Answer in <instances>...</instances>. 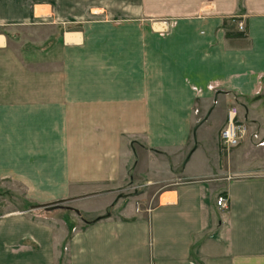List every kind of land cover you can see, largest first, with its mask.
<instances>
[{
    "label": "crops",
    "instance_id": "obj_1",
    "mask_svg": "<svg viewBox=\"0 0 264 264\" xmlns=\"http://www.w3.org/2000/svg\"><path fill=\"white\" fill-rule=\"evenodd\" d=\"M81 2L0 0V185L39 211L0 206V264H264V156L239 146L226 163L218 146L229 107L246 118L264 87V0L161 14L103 0L95 14L136 27L64 32L46 49L7 33L78 18ZM235 11L245 33L226 35ZM83 195L90 219L71 205Z\"/></svg>",
    "mask_w": 264,
    "mask_h": 264
},
{
    "label": "rangeland",
    "instance_id": "obj_2",
    "mask_svg": "<svg viewBox=\"0 0 264 264\" xmlns=\"http://www.w3.org/2000/svg\"><path fill=\"white\" fill-rule=\"evenodd\" d=\"M81 1L82 2L80 3V6H79L80 14L77 13V15H81V16H79L78 18L66 19V20H52V19L46 20V18H43L40 20L38 19V20L33 21L32 23L28 24V25L8 27L7 33L9 34L10 37L13 34L18 35L19 33H21L22 35H20L18 37L20 42L25 43L26 45H28V47L35 46V47H41L43 49H46L49 46H51L54 42H56L58 39H60L64 32L74 31V32H81L82 34L84 32H86L88 34L90 28L91 29H97V28H100V29H104V28L105 29L128 28V29H130L131 27H133V28L136 27V24L132 21L105 20L104 18H101V16H104V15L95 14V12H97V11H100L101 13H103L105 11V6H108V4L102 3L103 0H92L93 3H91L92 4L91 5V11H92L91 13L93 15H90V17H89L87 14H84V11L88 12V5L89 4L84 3L86 0H81ZM151 1L152 2H150L148 5L149 9L153 10L154 12H157V14L158 13L159 14L168 13L170 10H172V8L176 9V8H181L183 6L180 3H174L177 0H170V2L166 3V4H160V3L156 4V3H154L155 2L154 0H151ZM167 1H169V0H167ZM193 1H197V0H193ZM141 2H142V6L144 7V9L146 11V8H147V3H145L146 0H141ZM187 4L189 5V3H187ZM187 4L185 6H187ZM132 6H134V4H132ZM189 6L193 7L195 5L192 3ZM189 6H187V7H189ZM83 15H85V17ZM238 17H239V13H237L235 11L224 19L223 25H224V30H225L226 35H228V34L234 35V34H238V33L243 35L242 33H245V29H246L245 24L242 21V19L238 18ZM154 20H158V19H154ZM239 23H242V25H243L242 30L239 29ZM15 29H17V30H15ZM92 33H94L95 35H93V36L90 35V39L95 38L96 35H98V34H105V32H101V33L97 32V34H96L95 31H93ZM102 37L104 38V36H102ZM85 38H87L86 40H88V35H87V37L85 36L84 39ZM12 42H14V41H12ZM260 93L261 94H259L260 95L259 97H254V98L246 101L247 103L251 102V104H252V105H250V114L245 115L246 118H244V112L246 110L243 111V108L240 105H238L239 106V109H238V106L236 104H233L238 109L237 110V117H238L239 122L244 123L246 125V127L248 128V130H247L246 137H245L244 141H242L238 146L231 147L229 149L224 148L220 144V139L218 137L219 151L224 156V160H226V163L229 161H230V163L232 162V154L234 153V151L239 146H246V149H248L247 147H250L252 149V151L254 152V156H256V157H260L261 155L264 156L263 155L264 154V144L257 146L255 144L256 138H254V139L251 138L252 133L257 134L256 135L257 139L264 136V87L260 90ZM233 105H231V106H233ZM197 107L198 106H196L193 110L194 114H195L194 123L195 122L197 123L203 117V116H201L202 112L199 113V110L197 109ZM212 114L213 115H211L210 121L214 122V124L217 126V128L223 126L222 124H223L224 116L222 114H219L216 116H214V113H212ZM222 129L223 128H221L220 131ZM220 131H219V134H220ZM210 135H211V133H210ZM263 143H264V140H263ZM210 144L211 143L209 141L206 143V145L204 147V152L210 151V149H209ZM229 174L230 175L227 176V179L231 178V173H229ZM123 185L124 186H122L118 190V192L121 195H125L126 193H128L132 189L129 182L124 183ZM22 192H23V190H21L18 186L14 185V184L3 183L2 185H0V206L6 205V203L7 204L10 203L11 205L8 204V207L9 206L10 207L15 206V207H22V208H27V209L33 208L31 210L35 211V213L39 212L38 210L35 209V207H33L34 203L25 201V198H24ZM219 195H224V193L221 192L215 197V203H216V199ZM87 196L88 195L80 196V197H78L79 201H76V202L71 204V205L79 206V208L82 210V212H81L82 219H83V217H85L87 219H90L93 217L92 214H90L84 210V209L88 208V206L90 204L89 202H87ZM227 202H228V200H227ZM49 206H52V205H49ZM216 206L219 207L217 204H216Z\"/></svg>",
    "mask_w": 264,
    "mask_h": 264
},
{
    "label": "built area",
    "instance_id": "obj_3",
    "mask_svg": "<svg viewBox=\"0 0 264 264\" xmlns=\"http://www.w3.org/2000/svg\"><path fill=\"white\" fill-rule=\"evenodd\" d=\"M239 29H243L242 23H239ZM237 110V107L234 105L229 108L226 113L225 125L219 134L220 144L226 149L238 146L242 141H244L248 130L244 123L239 122L237 117ZM256 135L257 134H251V138H256L255 144L257 146L263 145L264 136L257 139ZM216 204L221 209H226L228 206L226 196L219 195L216 199Z\"/></svg>",
    "mask_w": 264,
    "mask_h": 264
},
{
    "label": "water",
    "instance_id": "obj_4",
    "mask_svg": "<svg viewBox=\"0 0 264 264\" xmlns=\"http://www.w3.org/2000/svg\"><path fill=\"white\" fill-rule=\"evenodd\" d=\"M43 207H45L46 209H52V208H54V206H49V205H43ZM77 212V211H76ZM78 213V212H77Z\"/></svg>",
    "mask_w": 264,
    "mask_h": 264
}]
</instances>
